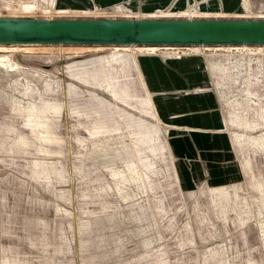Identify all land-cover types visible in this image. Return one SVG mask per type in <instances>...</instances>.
Wrapping results in <instances>:
<instances>
[{
  "label": "water",
  "instance_id": "water-1",
  "mask_svg": "<svg viewBox=\"0 0 264 264\" xmlns=\"http://www.w3.org/2000/svg\"><path fill=\"white\" fill-rule=\"evenodd\" d=\"M16 45L104 49L0 52V264H264V0H0Z\"/></svg>",
  "mask_w": 264,
  "mask_h": 264
},
{
  "label": "rangeland",
  "instance_id": "rangeland-1",
  "mask_svg": "<svg viewBox=\"0 0 264 264\" xmlns=\"http://www.w3.org/2000/svg\"><path fill=\"white\" fill-rule=\"evenodd\" d=\"M16 46H10V47L6 46V48H8V49H1L0 48V52L37 51V52L49 53V52L54 51V52H61V53H73V52H78V51H80V52L91 51V49L74 50V49H69L68 48V47H75V46H46V47L45 46H25L24 47V46H19V45H16ZM248 49L253 50V51H262V50H264V47H248Z\"/></svg>",
  "mask_w": 264,
  "mask_h": 264
},
{
  "label": "bare ground",
  "instance_id": "bare-ground-1",
  "mask_svg": "<svg viewBox=\"0 0 264 264\" xmlns=\"http://www.w3.org/2000/svg\"><path fill=\"white\" fill-rule=\"evenodd\" d=\"M10 47V46H8ZM17 47V46H16ZM15 47V48H16ZM25 47V46H24ZM46 47V46H45ZM1 49H8L6 46H0ZM69 49L79 50V49H91V50H101L104 49L103 47H91V46H75V47H68ZM22 49V48H21ZM28 49V48H27ZM153 49V48H150ZM34 50V49H33ZM82 51V50H81ZM80 52V51H78ZM4 57H2L3 60Z\"/></svg>",
  "mask_w": 264,
  "mask_h": 264
}]
</instances>
